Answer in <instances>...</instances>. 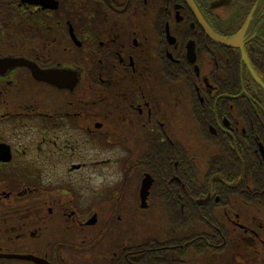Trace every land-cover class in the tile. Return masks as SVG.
<instances>
[{
	"label": "flooded vegetation",
	"instance_id": "1",
	"mask_svg": "<svg viewBox=\"0 0 264 264\" xmlns=\"http://www.w3.org/2000/svg\"><path fill=\"white\" fill-rule=\"evenodd\" d=\"M237 1L0 0L29 62L0 73V264H264V0Z\"/></svg>",
	"mask_w": 264,
	"mask_h": 264
},
{
	"label": "rangeland",
	"instance_id": "2",
	"mask_svg": "<svg viewBox=\"0 0 264 264\" xmlns=\"http://www.w3.org/2000/svg\"><path fill=\"white\" fill-rule=\"evenodd\" d=\"M237 2L238 1L235 0V3H237ZM236 17L237 16L231 17V19L234 20V19H236ZM231 28H232V25H230V24L223 26V29L224 30H230ZM29 43L30 42H26V44H28V45H29ZM179 121H180L181 126H180L179 131L177 133H174V136H175L174 139L179 140L178 142L180 144H182L183 146H185L186 148L187 147H191V152L195 151L196 153H198L200 155H203L201 153L204 152L205 146L206 147L208 146V148H209V145L206 143V140H205L204 136L199 135L198 137H193V133L190 131V128H188L186 126H182V124H185V121L186 120L185 119L182 120L181 118H179ZM209 151L206 153V155H205L204 158H201L199 155H197V157L195 158V160H198L199 164H201L203 162H206L208 160V155H210V153L212 152V151H210V152ZM101 154L102 155L111 156V153L110 152L109 153H106V154H103V153H101ZM115 165H116V168H115V175H114V177L117 174L119 162L118 163H115ZM132 183H133L132 187H135L136 182H135L134 179H133ZM198 227H199L198 224H196V225H189V226H186L185 228H183L181 230L173 231V232H170V231L167 230V228H165V229H163V232L161 233L160 238L162 240H164V239H169V238H172V237H179V236L187 235L193 229L196 230ZM137 231H138L139 234H141L143 232H149V231H147V228L146 227H144V228L137 227ZM83 262H84V260L81 259V262L80 261H76V264H82ZM86 264H91V261H88Z\"/></svg>",
	"mask_w": 264,
	"mask_h": 264
},
{
	"label": "water",
	"instance_id": "3",
	"mask_svg": "<svg viewBox=\"0 0 264 264\" xmlns=\"http://www.w3.org/2000/svg\"><path fill=\"white\" fill-rule=\"evenodd\" d=\"M238 34L233 36L232 38H229V39L218 37L216 34H213V33H209V36L212 37L217 42L231 46V45H235V43L237 42ZM24 63H29V62L24 60V59H21V58H17V59L3 58V59H0V73L5 71L7 68H14V67H16V65H23ZM32 66H33L32 68H33L34 75L37 78H46L47 79V77L53 76L52 72H50V71L37 70L34 65H32ZM144 182H146L145 179L142 181L141 188L147 187L144 185ZM18 257L21 259L32 260V261L36 262L37 264H44V262H43L44 260H39V258H36L33 256L24 255V256H18ZM47 264H49V263H47Z\"/></svg>",
	"mask_w": 264,
	"mask_h": 264
},
{
	"label": "trees",
	"instance_id": "4",
	"mask_svg": "<svg viewBox=\"0 0 264 264\" xmlns=\"http://www.w3.org/2000/svg\"><path fill=\"white\" fill-rule=\"evenodd\" d=\"M212 139H215V137H212ZM237 167H238V164H237ZM257 171H262V170H257ZM263 179V177L261 178ZM209 182V181H208ZM212 186L217 188L219 191H222L223 193L227 192L228 191V185L224 184L223 182L221 181H216V182H211ZM181 185V184H180ZM182 186V185H181ZM180 186V187H181ZM187 186H188V189H195L197 191L198 187H199V184L196 182V181H187ZM183 187V186H182ZM185 202V201H184ZM189 202V201H188ZM190 203V202H189ZM190 206H191V203H190ZM196 213V212H195ZM197 214V213H196ZM198 215V214H197ZM199 216V215H198ZM181 245H185L184 242H180ZM181 249V248H180ZM183 249H181L182 251Z\"/></svg>",
	"mask_w": 264,
	"mask_h": 264
}]
</instances>
